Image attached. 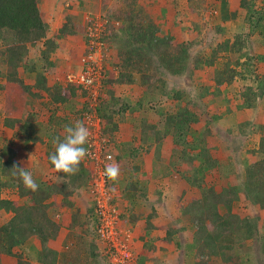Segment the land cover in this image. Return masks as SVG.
Returning <instances> with one entry per match:
<instances>
[{
  "label": "trees",
  "instance_id": "16d2710c",
  "mask_svg": "<svg viewBox=\"0 0 264 264\" xmlns=\"http://www.w3.org/2000/svg\"><path fill=\"white\" fill-rule=\"evenodd\" d=\"M256 1L259 0H239L238 7L244 13V27L241 32L234 34L232 40L225 39L215 46L210 44V54L202 57L203 60L194 57L189 61V51L195 45L198 33L185 44L175 45L173 38L159 37V29L148 19L144 27H137L133 31L134 27L130 25L120 31L126 33L127 48L112 63V71H118L119 77L113 79L114 72L109 74L105 70L103 83L107 80L109 87L106 93L103 94L104 89L99 93L95 107L96 114L103 121V135L112 140V134L118 130V124L123 122L124 114L127 111H139L142 135H149L158 150L162 142L171 137L172 144L179 150L177 163L187 168L188 174H183L184 179L190 187L200 190V197L180 208L181 213L189 217L192 227L190 237L185 243L175 239V247L179 250L182 264H233L235 260L239 263L240 256L248 253L245 252L249 250L246 248L248 241L257 243L260 251L259 262L264 264V222L261 223L258 216L242 218L232 211L233 203L241 198L258 210H264V134L258 136L254 147L244 151V157L239 164L243 177L235 180L232 176L233 167H227L212 155L216 148L212 137L213 126L221 120L224 121L221 114L210 115L201 129H195L200 124V119L192 109L194 105L185 99L182 92L175 91L172 94L167 93V98L176 100V104L153 111L158 115L157 119L148 123V116L144 115H149L153 108L145 106L155 99L144 94L136 104L130 105L127 100H121L116 95L117 88L112 86V82L117 85L133 84V70H136V73L141 74L142 84L146 80L152 83L153 80L145 73L148 72L151 60L155 58L158 67L174 76H181L187 70L190 73L195 70L198 73L206 72L208 81L214 83L215 89L209 92V87H205L199 99L207 98L209 105L218 101L228 104L230 99L220 88L233 85L234 88L237 87L232 91L235 112L255 109L261 105L264 107V72L258 68L259 63H264V56L252 54L248 50V44L253 37L258 35L264 38V13L263 9L256 7ZM136 2L137 0H132L131 4L136 5ZM235 14L236 11L230 17L233 19ZM129 15L133 16L132 13ZM65 17L66 21L57 34L51 35L46 15L39 8V0H0V78L5 79L0 84V97L7 95L13 87L30 97L45 93L52 105H63L72 97L85 95L82 89L73 85L47 84V75L55 73L50 54L58 47V39L83 30L75 23L70 28L71 19L69 16ZM114 29V24L110 23L106 30L108 35L111 36ZM217 30L220 35L224 33V27H218ZM102 38L105 41L109 36L103 35ZM40 43L43 50L39 54V64L38 60L28 58L27 54L29 48ZM217 60L220 62L218 65ZM19 69L23 73L32 74V86L23 83L19 77ZM182 102L185 103L181 104ZM84 110L90 111L88 107ZM235 112L227 107L228 114ZM25 113L24 111L19 117H5L3 126L22 135L27 145L45 144V164L51 169L48 157L54 153L57 141L63 140L65 126L74 122L71 118L57 116L51 110L47 123L35 129V115ZM229 120L232 119H228L226 130L236 132L241 138L247 139L256 135L259 129L246 118L238 122L234 119L230 124ZM58 130L63 131V134ZM239 142L240 145L247 146L246 141ZM15 154L16 150L8 143H0V212L10 216L5 223L0 224V256L13 257L16 264H30L29 258L23 257L22 250L32 240H36L40 245L37 262L55 264L56 253L48 248V242L56 238L60 229L55 217L61 207L75 210L73 194L84 188L87 190L89 172L84 169L82 160L75 174L57 173L59 177H63L60 182L38 181V189L32 191L26 189L20 179L16 170L19 165ZM206 174H213L219 180V191L214 187L204 189ZM112 182L110 180V185ZM9 191L16 193L21 203L3 197V193ZM57 197H61L60 203L56 202ZM90 213V223L93 226L92 209ZM72 216V225L82 226L77 211ZM177 232L167 230V237L170 239ZM15 249H21L22 253H15Z\"/></svg>",
  "mask_w": 264,
  "mask_h": 264
},
{
  "label": "rangeland",
  "instance_id": "374dc122",
  "mask_svg": "<svg viewBox=\"0 0 264 264\" xmlns=\"http://www.w3.org/2000/svg\"><path fill=\"white\" fill-rule=\"evenodd\" d=\"M131 2L132 0H102L100 14L87 15L86 17L89 19L100 18L101 20H107L108 25L110 23L114 24L115 29L111 36L108 35L106 31L108 25L103 33V35L109 36V39L105 40L108 47V58L105 61V70L107 67V73L110 74V72H114L113 79L119 77L118 71H112L113 60L119 53H123L127 48L126 33L124 34L120 31H122V29H127L130 25H133L134 28H132V30L134 31L137 27L146 26L147 20L149 19L150 22L159 29L158 36H169L173 38V43H175V45L185 44L187 40L191 39V37L193 38L194 34L198 33L196 43L189 51V61L194 59V57H199L201 58L200 60H203L202 57H207L210 54V44L215 46L216 43H221L225 39L229 38L232 40L234 34L241 32L244 27L243 10L237 11L233 19L230 17V14L235 12L231 11L232 0H189L188 3H191L189 4L190 8H200L203 5L204 7H208V10H206L207 13L202 11V14L200 13L193 16L185 9L186 5L182 4L181 8L184 14L175 17V23L169 25L168 23L162 24V22H160L161 20L151 16L148 12V8L144 6L145 4L142 5V0H137L136 5L131 4ZM233 3L232 7L237 3V0L236 2L233 0ZM256 7L258 9H263L264 13V0L256 1ZM213 10H217L216 15L209 14ZM130 13H132L133 16L129 15ZM56 16H53V14L51 15V12L47 15L51 35L57 34L59 28H61L66 21L64 14H62V23L60 19H57L59 15ZM71 17V25H69V27H72V23H76V25L83 28V30L79 33L75 32L72 35L68 34L58 39V47L50 54V60L55 66V73L47 75V84L49 86L55 84L65 86V75L67 73H77L80 68V57L82 56L86 44L87 20L85 19L84 21V19H81L83 24L80 25L76 17ZM218 27H224V33L222 35L219 34L217 30ZM190 29L193 30V32H191L192 34L190 33ZM42 50V43L38 44L36 47L29 48L27 57L39 61V54ZM248 50L252 54L262 55L264 53V38L256 35L255 39L248 44ZM153 59L154 60H151L152 63L149 66L148 72L145 73L153 80L152 83H148L146 80V82L142 84L140 82L141 74L139 75L136 73V70H133L135 72L133 74L135 79L133 84L120 83L117 85L112 82V86L117 88L116 95L119 94V98L121 100H127L130 105L136 104L138 99L144 94L152 96L155 99L154 102L145 106L149 109L153 108L149 111V115H144L148 116V123L156 121L157 119L158 115L153 111L157 112V110L166 109L176 104V100L167 98V93L172 94L175 91L182 92L186 97L185 99H188L194 105L192 109L198 114L200 119V124L196 126L195 129H201L210 115L215 113L221 114L224 121L221 120L217 125L213 126L212 137L216 148L212 151V155L224 162L227 167H233V179H242L243 173L239 164L244 157V151L250 147H254L258 136L264 134V107L261 105L259 107L257 106L255 109L235 112V101H232V91L237 87L234 88L233 85L232 87L225 85L220 88V91L230 99L228 104L224 101H218L209 105L207 98L199 99V95L205 87H209V92H213L215 89L214 83L208 81L206 72L198 73L195 70L190 73L187 70L181 76H174L164 68L158 67V62L155 58ZM38 63L40 64V61ZM216 63L218 65L220 62L217 60ZM258 68L261 72H264V63H259ZM2 71H5V69ZM19 71V77L23 83L32 86L34 83L32 74L23 73L22 69H19ZM4 81V78H0V84L4 83ZM234 86H236L235 83ZM108 87L109 85H107L106 80L105 84L102 83L99 92L104 89L103 94L104 92L106 93ZM155 87L156 89H154ZM14 88L16 89V87H13L7 95L0 97V143H8L12 149L16 150L15 156L19 167H26L31 171L36 182H60L61 179L57 178L59 177L57 173L51 172L45 164L44 152L46 151V145L39 143L35 145L25 144L22 135L16 134L14 129H8L3 126V119L5 117H19L24 111L26 112L25 114L29 112L35 115L33 124L35 125V129H38L40 125L47 123L51 110H54L57 116L71 118L73 122L77 120L81 121L83 113L87 112L84 110L85 107H88L89 110L92 111L90 109V100L85 93V95L81 94L72 97L69 102L63 105H52L45 93H42L41 96L38 97H30L26 96L20 89L15 90ZM184 103L185 102H182L181 104ZM227 107L230 108L231 112L233 111L235 113L228 114ZM229 118L233 121L235 119L236 122L240 121L242 118H246V120H250L253 124L258 126L259 129L256 135L250 136L247 139L241 138L236 132L232 133L226 130V124ZM232 120H229V124L233 122ZM231 128L233 127L231 126ZM55 129H57V127ZM58 131L63 134V131ZM239 140L246 141L247 146L240 145ZM155 153L158 155L157 159L155 158L154 161L156 172H154L153 176L154 179L157 180V193L155 195L158 196V199L156 200V204H159V208L164 210V212H161L162 216L170 217V222L163 224V229L166 233L167 230L178 231L174 235V244L175 239L176 241L179 240L185 243L190 237L192 227L189 224V217L183 215L180 208L182 209V207L187 205L192 199L200 197V190L195 187H190L184 179L183 174H188L187 168L185 165L177 163L179 150L172 144L171 137H167L162 142L159 150L155 144ZM203 185L204 189L214 187L215 190L219 191L220 182L213 174H206ZM82 190L86 192L85 188ZM9 192H4L3 197L21 203L16 193ZM84 192H75L73 197L77 193L76 196L78 199H81L82 195H88L87 192ZM90 204L89 201L88 205ZM59 209L58 215L60 213ZM232 211L242 218L258 216L259 221L261 223L264 222V210H258L257 207L249 205V203L242 198L233 203ZM9 217V215H4L0 212V224L5 223ZM56 219L57 217H55V220ZM183 228L185 230H183ZM38 247H40L39 242L32 240L31 243L26 245L22 250L23 253L21 249H15V253H22L23 257L29 258L28 262L30 263L36 261ZM246 248H249V250L245 251L248 253L240 256L239 263L235 260L233 264H262L259 262L260 251L257 243L248 241L246 243ZM0 264H16V259L3 255L0 256Z\"/></svg>",
  "mask_w": 264,
  "mask_h": 264
},
{
  "label": "crops",
  "instance_id": "0c3cea01",
  "mask_svg": "<svg viewBox=\"0 0 264 264\" xmlns=\"http://www.w3.org/2000/svg\"><path fill=\"white\" fill-rule=\"evenodd\" d=\"M188 1L142 0V5L145 4L151 16L168 25L175 23V17L184 14L182 4L186 5L185 9L193 16L207 13L208 7L202 5L200 8H190L191 3ZM232 4L231 11H241L238 7L239 0L233 7ZM101 7L102 0H39V8L46 15L47 24V15L51 12L53 16L59 15L56 17L61 23L64 14L72 16L71 18L76 17L78 23L82 25L81 19L85 21L87 15L100 14ZM213 11L217 14V10ZM209 14L214 13L211 11ZM254 39L255 37L252 40ZM140 115L139 111L133 113L127 111L123 122L118 124V130L112 134L108 152L120 169L118 178L111 184L114 202L119 209L122 225L133 232V250L137 256V264H182L181 255L174 244V236L169 239L163 229V224L170 222V217L162 216L161 212L164 210L156 204L157 180L153 176L156 172L154 161L158 155L155 153L153 139L149 135L146 137L142 135ZM83 167L89 172L84 161ZM82 192H84L82 189L78 191ZM86 192L88 193L87 190ZM76 195L77 193L73 197L74 211L64 207L59 209L60 213L56 220L61 227L56 238L48 242V248L56 253L55 264H106V258L100 252L90 223L92 209V204L88 205L90 198L84 194L78 199ZM60 200L61 197H57L56 202L60 203ZM75 211L82 226L72 225V215ZM38 248L39 251L40 247ZM30 264L42 263L36 259Z\"/></svg>",
  "mask_w": 264,
  "mask_h": 264
},
{
  "label": "built area",
  "instance_id": "2783aa9c",
  "mask_svg": "<svg viewBox=\"0 0 264 264\" xmlns=\"http://www.w3.org/2000/svg\"><path fill=\"white\" fill-rule=\"evenodd\" d=\"M212 13L216 14V11ZM86 20V44L80 57L79 71L67 73L64 84L82 89L90 100L92 110L83 113L81 121L90 133L85 145L88 151L83 161L89 171L87 191L92 204L93 231L106 264H137L133 234L122 225L110 180L104 176L105 166L114 163L108 152L111 140L103 135V121L95 112L99 91L105 80L108 47L102 37L108 21L100 18Z\"/></svg>",
  "mask_w": 264,
  "mask_h": 264
},
{
  "label": "clouds",
  "instance_id": "9594fccd",
  "mask_svg": "<svg viewBox=\"0 0 264 264\" xmlns=\"http://www.w3.org/2000/svg\"><path fill=\"white\" fill-rule=\"evenodd\" d=\"M65 136L62 141H57L54 153L48 157L52 168L51 172L63 173L66 175L75 174L78 166L87 155V148L90 135L89 130L82 121H75L73 124L66 125L64 128ZM110 159V158H109ZM20 179L26 189L36 191L39 187L33 177V173L26 167H16ZM120 173L117 164L112 163L105 166L104 176L111 181H115ZM62 179L63 177H57Z\"/></svg>",
  "mask_w": 264,
  "mask_h": 264
}]
</instances>
